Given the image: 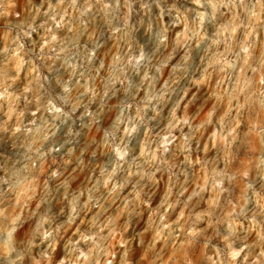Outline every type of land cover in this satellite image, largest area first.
Wrapping results in <instances>:
<instances>
[{
    "label": "clouds",
    "instance_id": "clouds-1",
    "mask_svg": "<svg viewBox=\"0 0 264 264\" xmlns=\"http://www.w3.org/2000/svg\"><path fill=\"white\" fill-rule=\"evenodd\" d=\"M0 264H264V0H0Z\"/></svg>",
    "mask_w": 264,
    "mask_h": 264
}]
</instances>
